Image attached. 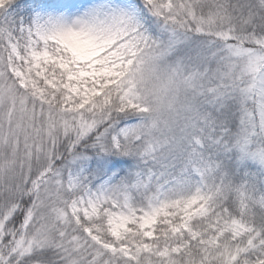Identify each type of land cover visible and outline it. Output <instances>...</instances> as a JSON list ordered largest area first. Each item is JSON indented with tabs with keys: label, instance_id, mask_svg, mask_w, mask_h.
<instances>
[{
	"label": "snow or ice",
	"instance_id": "6c2138e0",
	"mask_svg": "<svg viewBox=\"0 0 264 264\" xmlns=\"http://www.w3.org/2000/svg\"><path fill=\"white\" fill-rule=\"evenodd\" d=\"M0 264H264V0H0Z\"/></svg>",
	"mask_w": 264,
	"mask_h": 264
}]
</instances>
